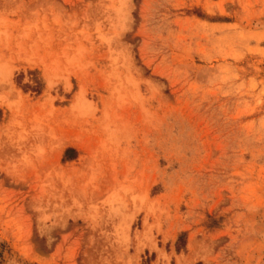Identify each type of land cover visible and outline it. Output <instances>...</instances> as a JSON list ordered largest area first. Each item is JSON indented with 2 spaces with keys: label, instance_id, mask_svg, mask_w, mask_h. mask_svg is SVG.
<instances>
[{
  "label": "rangeland",
  "instance_id": "1",
  "mask_svg": "<svg viewBox=\"0 0 264 264\" xmlns=\"http://www.w3.org/2000/svg\"><path fill=\"white\" fill-rule=\"evenodd\" d=\"M0 253L264 264V0H0Z\"/></svg>",
  "mask_w": 264,
  "mask_h": 264
},
{
  "label": "trees",
  "instance_id": "2",
  "mask_svg": "<svg viewBox=\"0 0 264 264\" xmlns=\"http://www.w3.org/2000/svg\"><path fill=\"white\" fill-rule=\"evenodd\" d=\"M75 152V150L74 149H72V148H68L66 151H65V156L66 157H69V159H74L75 158V156L74 155H70V154H73ZM70 155V156H69ZM183 237H184V235H181L180 237H179V241H182L183 240ZM1 254V253H0Z\"/></svg>",
  "mask_w": 264,
  "mask_h": 264
}]
</instances>
